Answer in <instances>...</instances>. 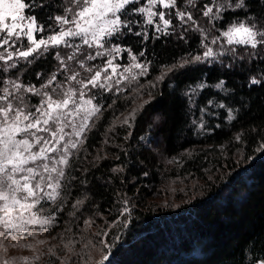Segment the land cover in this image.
Returning a JSON list of instances; mask_svg holds the SVG:
<instances>
[{
	"label": "trees",
	"instance_id": "1",
	"mask_svg": "<svg viewBox=\"0 0 264 264\" xmlns=\"http://www.w3.org/2000/svg\"><path fill=\"white\" fill-rule=\"evenodd\" d=\"M32 2L31 14L45 27L37 34L40 38L56 28L50 17L66 15L73 0ZM249 3L247 19L244 12L228 13L235 19L227 23L264 25V0ZM137 27L151 33L146 24ZM183 31L176 28V34L147 44L146 59L152 61L149 75L132 82L118 98L104 94L105 110L70 161L71 174L77 179L68 178L69 194L64 196V211L57 214L58 223L34 238L25 235L30 243L20 245L28 251L38 238L50 240L51 235L57 243L56 254L48 246L40 257H21L20 264L22 260L25 264H96L100 259L102 264L264 262V150L260 148L264 144V51L239 48L231 65L189 67L152 87L157 76L180 57L202 51L200 34L186 32L185 43L177 38ZM139 39L127 35L115 42L138 52L144 47ZM17 65L7 71L0 67V91L11 88L14 79L39 87L58 68L51 55ZM252 78L261 83L251 85ZM200 80L207 86L194 104L187 103L184 93ZM220 80L224 84L218 89ZM149 93L151 103L139 109L128 129L122 124L124 116L150 99ZM25 98L33 104L39 100L27 93ZM112 99L116 103L107 107ZM209 99L213 106L201 117L199 109ZM220 103L226 108L221 109ZM228 109L234 120L227 119ZM201 119L203 133L198 129ZM129 131L131 137L126 139ZM237 135H241L239 142ZM114 168L123 171L114 172ZM172 184L186 186L185 196L174 200L168 193ZM75 199L85 200L79 212L71 208ZM125 199L130 211L122 216L118 209L124 207ZM10 241L0 247H12Z\"/></svg>",
	"mask_w": 264,
	"mask_h": 264
},
{
	"label": "snow or ice",
	"instance_id": "2",
	"mask_svg": "<svg viewBox=\"0 0 264 264\" xmlns=\"http://www.w3.org/2000/svg\"><path fill=\"white\" fill-rule=\"evenodd\" d=\"M183 2L75 0L76 10L72 15L50 17L55 20L56 28L46 37L37 39V33H43L45 27L31 14L35 6L32 0H0V49H3L0 61L4 70L16 68V61L20 59L32 64L46 55H51L58 65L57 72H52L39 87L14 79L10 81L11 88L3 87L0 91V242L24 239L25 235L34 238L40 231L53 227L54 222L58 223L57 214L64 211V196L69 194L68 178L77 179L71 174L70 161L86 143L95 120L105 110L104 94L113 93L118 98L125 91L122 83L149 75L152 61L146 59V46L151 40L176 34L174 21L183 26L184 31L177 38L185 43L186 32L200 33L198 43L202 51L195 55L188 52L180 57L157 76L152 87L162 84L166 76L179 70L189 67L197 70L195 66L198 65L211 67L214 62L223 63L220 58L235 53V45L264 51V25L227 23L229 19H235L229 18L228 13L244 12L247 19L250 11L245 9L251 8L249 0H210L202 6L198 0H187V5L205 18L211 28L199 24L191 11L181 10L179 4ZM141 24L150 26L151 33L147 29L141 31L137 27ZM212 31L219 34L210 36ZM127 35L139 37V43L144 47L137 52L115 42L116 38ZM213 46L217 47L214 49ZM124 52L130 63L121 65L117 61L123 59ZM98 58L102 64L86 65V61L95 62ZM79 69L88 75L82 76ZM36 79L41 80V73H36ZM249 83L258 86L261 81L252 78ZM223 84L220 80L216 87ZM205 87L203 80L189 85L184 93L186 102L194 104V97ZM85 89L96 92L89 95ZM25 93L40 99L30 107ZM148 95L150 99L124 116L122 124L128 129L133 127L139 109L151 103L152 94ZM98 96L101 99L97 100ZM115 103L116 99H112L107 107ZM212 106L213 100L209 99L199 109L201 117ZM219 107L224 109L226 105L220 103ZM227 119H235L231 109H228ZM200 127L204 128L203 119ZM131 134L129 131L126 139ZM236 140L239 142L241 135H237ZM260 148L264 150V144ZM117 170L123 171L113 169L114 172ZM84 203V199H75L71 208L79 212ZM123 204L124 207L118 209L122 216L130 211L126 199ZM0 264L10 262L3 259Z\"/></svg>",
	"mask_w": 264,
	"mask_h": 264
},
{
	"label": "rangeland",
	"instance_id": "3",
	"mask_svg": "<svg viewBox=\"0 0 264 264\" xmlns=\"http://www.w3.org/2000/svg\"><path fill=\"white\" fill-rule=\"evenodd\" d=\"M142 2H143V0H142ZM205 2H210V0H198V3L201 4V6ZM179 6H180L181 10L191 11L193 13L194 18L197 19V22L199 24L203 25L205 28H211V25L207 24L205 18L200 16L199 13H197L195 9H193L190 6L187 5V0H184V2L182 4H179ZM75 10H76V3H75V0H73L71 8L69 9V12L66 15L70 17L72 15L73 11H75ZM239 22L248 23L246 21H237L235 23H239ZM174 23H175V27L176 28H178L180 30L184 29L183 26H181L178 21H174ZM218 34H219L218 32L212 31L210 33V36H214V35H218ZM36 38L39 39L38 37H36ZM221 42L223 43V38H222ZM17 46L19 47L20 44L18 43ZM213 47L215 49L217 46H213ZM234 47L236 48V52L238 51L239 48H243V49L250 48V47L239 46V45H235ZM2 52H3V49H0V53H2ZM236 52L231 54V55H226L224 57H221L220 59L223 61V63L214 62L213 64L231 65L233 63L234 59L236 58ZM122 56H123V59L118 60L117 63H119L121 65H126V64L130 63V58L128 57L126 52L122 53ZM21 61H24V60L20 59L19 61H16V63H19ZM92 63L102 64L103 61L101 59H99V58L95 62L86 61V65L92 64ZM0 67H5L2 61H0ZM79 70L81 71L82 76H87L88 75V73H86L83 69H79ZM60 78L63 79V75L62 74H60ZM138 78H140V77H138ZM131 83H129L128 81H125L124 83L121 84V87L122 88H126L128 85H131ZM73 86L74 87H78V86H76L74 84H73ZM85 91L88 92L89 95H91L92 91L96 92V90H88V89H85ZM198 93H199V91H198ZM28 95H30V94H28ZM28 102H29V106L31 107L33 105V103H31L29 100H28ZM213 115H216V114H213ZM200 123H198V129H199V131L201 133H203V132L206 131L205 125H204V128H201L200 127ZM185 192H187L186 186H183V185H180V184H172V185H170L169 191H168V193L172 194V197L174 198V200L175 199H180L181 197H184L185 194H183V193H185ZM51 233L52 232L50 231V234ZM6 241L7 240H4V241L0 242V244H4ZM41 241H43V243H41ZM10 242L12 244V247H8V248L0 247V260L7 259L10 262V264H20L19 262L21 260V257L27 256V255H30V254H38V256L40 257L44 253L45 248H47L48 246L50 247V251L52 250L51 253H54V255L56 254V250L54 252L53 248H54V246L57 245V243L55 241V237L51 236V235H50V240L48 238H43V237L42 238H38L36 241L33 242L34 245L31 248V250H28V251H22L20 249L21 243H23V242L30 243L26 239H18L16 241H10ZM102 263H103V261H102V259H100L96 264H102ZM22 264H25V262L23 260H22ZM258 264H262V262L258 263Z\"/></svg>",
	"mask_w": 264,
	"mask_h": 264
}]
</instances>
